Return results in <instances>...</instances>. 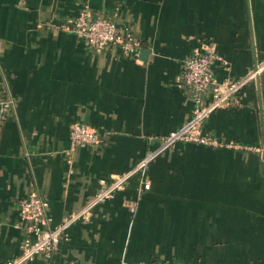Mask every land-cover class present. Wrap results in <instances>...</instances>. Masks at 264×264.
Returning a JSON list of instances; mask_svg holds the SVG:
<instances>
[{
    "label": "crops",
    "instance_id": "1",
    "mask_svg": "<svg viewBox=\"0 0 264 264\" xmlns=\"http://www.w3.org/2000/svg\"><path fill=\"white\" fill-rule=\"evenodd\" d=\"M81 10L129 26L137 53L86 45L65 28ZM205 41L217 80L245 76L264 59V0H0V264L25 234L19 199L47 198L56 224L189 118L184 60ZM75 122L100 143L74 144ZM202 130L219 143L163 149L21 264H264V70Z\"/></svg>",
    "mask_w": 264,
    "mask_h": 264
},
{
    "label": "built area",
    "instance_id": "2",
    "mask_svg": "<svg viewBox=\"0 0 264 264\" xmlns=\"http://www.w3.org/2000/svg\"><path fill=\"white\" fill-rule=\"evenodd\" d=\"M65 28L71 30L83 42L94 48H101L110 44H118L125 54L134 55L138 50V39L129 26L119 27L116 22L102 14H90L84 10L69 20ZM217 58L215 45L212 41H205L201 49L191 52L184 60L182 81L187 98L192 103V113L189 118L160 139L158 147L148 152L136 167L115 173L108 183L101 186L91 201L81 210L71 211L60 222L51 224L52 217L47 213V198L32 193L18 200L20 224L24 229V236L19 244V253L7 259L4 264H21L31 260L37 254L51 256L57 249L60 240L67 239L68 226L77 219H87L89 208L97 202L111 197L116 191L125 186L129 175L137 168L143 167L157 153L177 141L195 142L205 145H217L219 142L202 130L205 118L216 108L224 107L232 102L241 86L254 80L264 70V59L257 61L253 68L242 78H225L217 80L213 75L212 65ZM2 107L8 105V100L0 97ZM70 139L74 144H99L100 137L97 130L83 122H75L70 128ZM150 182L144 180L141 190L148 189ZM133 210L134 206L131 205ZM169 264H183L179 262Z\"/></svg>",
    "mask_w": 264,
    "mask_h": 264
},
{
    "label": "water",
    "instance_id": "3",
    "mask_svg": "<svg viewBox=\"0 0 264 264\" xmlns=\"http://www.w3.org/2000/svg\"><path fill=\"white\" fill-rule=\"evenodd\" d=\"M145 49L143 48V49H141V51H144Z\"/></svg>",
    "mask_w": 264,
    "mask_h": 264
},
{
    "label": "trees",
    "instance_id": "4",
    "mask_svg": "<svg viewBox=\"0 0 264 264\" xmlns=\"http://www.w3.org/2000/svg\"><path fill=\"white\" fill-rule=\"evenodd\" d=\"M110 179V178H109Z\"/></svg>",
    "mask_w": 264,
    "mask_h": 264
}]
</instances>
